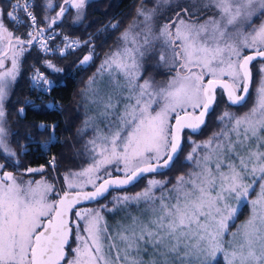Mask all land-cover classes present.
Returning <instances> with one entry per match:
<instances>
[{
  "label": "snow or ice",
  "instance_id": "6c2138e0",
  "mask_svg": "<svg viewBox=\"0 0 264 264\" xmlns=\"http://www.w3.org/2000/svg\"><path fill=\"white\" fill-rule=\"evenodd\" d=\"M42 2L48 21L47 12L56 5L53 0ZM10 4L9 21L17 26L25 23L17 14L22 11L30 30L27 40L10 31L0 9L4 49L0 69L11 58V67L0 71V156L4 158L0 163V264H145L142 253L148 248L152 249L148 264H218L221 256L223 264H264V20L246 31L254 18L264 16V0H188L183 4L156 0L150 9L141 3L132 23L117 38L118 45L105 53L79 93L85 117L76 134L83 138L92 133L83 145L92 163L80 172L65 174L66 190L56 200L49 199L50 194L59 195L53 184L43 179L23 182L6 170L9 162L19 165L20 161L8 140L5 101L20 70L23 45L43 39L72 9V24L82 22L88 0H62L43 28L37 27V16L30 10L36 7L34 0H10ZM166 6L178 11L157 31L156 17ZM212 9L215 12L205 16ZM118 26L119 21H113L97 34ZM92 40L90 36L83 42L70 41L65 35L61 55ZM158 43L157 66L175 72L166 84L144 75ZM40 46L48 50L46 42ZM245 49L252 51L244 54ZM94 56L93 45L80 65ZM257 59L261 77L252 107L239 115L225 107L216 116L217 127L202 140L192 139L208 126L217 104V87L223 88L230 105L246 102L253 79L251 65ZM45 64L62 71L51 61ZM32 80L51 84L38 69ZM24 111L20 108L19 114ZM35 127L47 131V143H51L57 125ZM26 139L32 140L31 135ZM186 143L189 150L182 165L187 169L174 181L150 176L141 191L113 198L115 205L108 211H127L133 204L137 208V214L128 213L130 223L122 224L115 236L108 234L101 214L106 205L77 211L84 227H72L76 222L69 213L81 201L96 200L110 187L138 183L147 174L163 175L179 160ZM48 164L55 170L56 157ZM108 165H115L123 178L104 179L97 185L102 170L111 176ZM25 171L42 173L44 166ZM88 184L95 190L84 191ZM246 207L248 216L230 231Z\"/></svg>",
  "mask_w": 264,
  "mask_h": 264
},
{
  "label": "trees",
  "instance_id": "16d2710c",
  "mask_svg": "<svg viewBox=\"0 0 264 264\" xmlns=\"http://www.w3.org/2000/svg\"><path fill=\"white\" fill-rule=\"evenodd\" d=\"M53 2L56 6L54 9L48 10L47 15L49 20L45 21L42 0H34L36 7L30 10L34 11L37 16L38 28L45 27L51 18L55 16L56 12L59 11L58 5L62 0H53ZM140 2L141 0H88L84 19L82 22L76 24H72V17L75 12L73 9L70 10L62 21L57 22L56 25H53L52 28L47 30L53 32V44L62 46L65 42V35L69 39H78L81 42L88 40L90 36L93 37V40L90 44L81 43L79 47L67 49L64 55H61L60 51H53L49 54L42 55L34 43L31 46L28 45L25 47L26 51L20 58V70L17 79L12 84L10 95L5 101V127L11 133L8 140L10 147L18 153V159L20 161L19 165L9 162L6 168L7 171H12L14 174H19V176H25L22 178L31 181L39 176L47 177L49 182L55 186L56 192L58 193L65 189L64 177L66 173L79 172L90 163L92 160L91 156L84 150L83 145L92 133L88 132L83 138H78L76 134V129L81 125L85 117V111L79 93L85 87V82L88 78L96 72L105 53L118 45L117 38L134 16ZM10 8V0H0V9H3L4 22L9 30L27 40L29 38L28 31L30 30L28 27L29 21L22 11H18L17 14L25 23L17 26L9 21L7 12ZM259 19L260 16L254 18L253 25ZM113 21H119V26L116 29L109 27L105 32L97 34L98 29ZM93 45L95 47L94 59L86 65H80V60L84 55L88 54L89 48L93 47ZM160 50V43H158L156 54L150 56L146 63V74L152 75L156 82L165 81L170 74H175L174 71L169 72L165 66H157ZM244 52L247 53L249 51L245 50ZM45 61H51L57 68L62 69V71L57 72L48 68ZM258 62L260 60L254 61L251 65L253 79L246 102L239 106H229L224 102L220 91L217 90V104L215 111L208 117V126L202 133L193 135L192 139L202 140L213 128L217 127L216 116L225 107H228L231 111L240 112L250 104L252 87L257 81L259 73L256 66ZM37 69L51 81L48 90L39 94L35 93L34 89L30 86L31 75ZM154 72L157 73L155 77L153 76ZM48 104H51V106ZM20 108L25 109L22 115L19 114ZM39 123L50 126L52 124L57 125L48 148V155L51 154L52 157H56L55 170L46 162L48 155H35L29 153L26 149L21 151L23 145L27 146L31 141L39 139L40 137L46 138L48 132L45 130H37L35 127ZM29 134L33 140L26 139ZM185 139L187 140V135ZM188 148L189 145L186 143L183 153H181L179 160L176 161L170 171H164L163 175L149 174L140 179L138 183H134L127 188L110 190L103 198L74 208L71 212L70 220L73 219L75 210L80 207H96L100 204L108 205L110 204L109 200L111 197L141 189L146 183L145 178L147 176H155L161 179L168 178L174 181L175 176L180 171L187 169V165H182V161ZM3 162L4 158L0 156V163ZM40 163L44 164V171L42 173H21V170L26 165ZM115 167V165L106 166L107 172L111 173V175L118 174L115 171ZM106 176L108 175L101 176V179ZM55 196L57 195L55 194ZM241 217L242 214L238 219ZM218 264H222L220 260Z\"/></svg>",
  "mask_w": 264,
  "mask_h": 264
},
{
  "label": "rangeland",
  "instance_id": "374dc122",
  "mask_svg": "<svg viewBox=\"0 0 264 264\" xmlns=\"http://www.w3.org/2000/svg\"><path fill=\"white\" fill-rule=\"evenodd\" d=\"M187 2H188V0H180V3H182V4H183V3H187ZM21 3H23V1H22ZM141 3H143V5H144V7H145L146 9H150V8H152V7L155 6V4H156V0H141L139 6L141 5ZM139 6H138V7H139ZM176 11H178V9H176L174 6L161 7V10H160L159 14H158L157 17H156L157 31H158L160 25H162L164 22H166L168 19H170L171 17H173V16L175 15V12H176ZM74 12H75V10H74ZM214 12H215V9H212V10H206V11H205V16H206V15H211V14H213ZM135 16H136V12H135L134 16L131 18V20L129 21V23H128L127 25H129L130 23H132L133 18H134ZM202 18H203V17H202ZM141 19H142V18H141ZM262 20H264V16H260L259 21H258L255 25H253V23H254V22H253L251 26H249V27L246 28V31H250L252 26H258ZM127 25H126V26H127ZM69 40L71 41L72 39H69ZM64 45H65V42H64V44H62L61 49L64 48ZM113 49H114V48H113ZM3 50H4L3 47L0 46V51H3ZM245 50L252 51L251 49H245ZM245 50H244V51H245ZM59 51H60V50H59ZM244 54H245V52H244ZM82 58H83V57H82ZM103 58H104V57H103ZM260 63H261V61L258 62V64H256V66H257V70H258V71H259V69H260ZM99 64H100V63H99ZM10 67H11V58H10V56H9V59L5 60V62H4V69H0V71L6 70L7 68H10ZM156 74H157V73L154 72V75H153V76L155 77ZM144 75H145L146 77L148 76V75L146 74V71H145ZM173 75H175V74H170V76H169L165 81H160V82H157V83H159V84H166V83L168 82V80L171 78V76H173ZM260 77H261V74H260V71H259L257 81L255 82L254 86L252 87V96H251L250 104H249L248 106H246V107H245L243 110H241L240 112H236V111H234V112H236L238 115H239V114H242V113H244V112H246V111H248V110L252 107V105H253V103H254V100H255V97H256V89H257V86H258V84H259ZM208 78H211V77H206V79H208ZM224 79H227V77H225ZM42 84H43V83H42ZM44 86H45V87H48L49 85H44V84H43V87H44ZM48 105L51 106V104H48ZM82 105H83V108H84V111H85L84 104H82ZM157 110H158V107H157ZM39 124H40V123H39ZM39 124H38V125H39ZM49 126H50V125H49ZM48 137H49V133H47L46 138L48 139ZM39 139H42V137H40ZM32 140H33V139H32ZM21 148H23V150H25V149H26V146L23 145ZM188 150H189V148H188ZM188 150L186 151V153L188 152ZM186 153H185V154H186ZM51 159H52V156L49 158V161H50ZM91 163H92V160H91L90 163H89L88 165H86L84 168H87ZM40 167H41V166H40ZM40 167H35V168H40ZM84 168H83V169H84ZM83 169H82V170H83ZM82 170H81V171H82ZM115 171H116L118 174L123 175V172H118V171L116 170V167H115ZM21 172H22V170H21ZM79 172H80V171H79ZM99 175H100V176L105 175L104 170H102L101 173H99ZM148 178H150V176H147V177L145 178V180H146L145 185L147 184V180H148ZM155 178L158 179V180H163V179H161V178H159V177H155ZM35 179H37V180H34V181H38V180H42V179H43V180H46V178L43 177V176H42V177L39 176L38 178H35ZM22 181H23V182H28V181H26L25 179H23ZM29 181H31V180H29ZM46 181L49 182L48 180H46ZM97 181H98V180H97ZM49 183H50V182H49ZM145 185H144V186H145ZM144 186H143L141 189H143ZM64 187H65L64 190H66V184H65V181H64ZM91 187H92V185H90V184L85 185V187H84L83 190L89 189V188H91ZM141 189H139V190H137V191H134V192H131V193H122V194L116 195L115 197H122V196H124V195H130V196H131V195H134L135 193L141 191ZM73 190H78V189H73ZM258 190H259V189H258V186H257V191H258ZM251 195H252V198H255V196H256V192H255V191L252 192ZM55 198H56L55 194H50V195H49V199H50V200H55ZM113 198H114V197H111V198H110V200H109L110 204L106 205V208L102 209L101 214L104 216V222H105L106 225H107V228H108V234H110V235H112V236H115L116 233L119 231L120 226H121L122 224H128V223H130V217L128 216V213L131 212L133 215L137 214V208H136V206L133 204V205H131V206L129 207V209H128L127 211H125V210H121V209H117V210H115V211H108L107 209H111V208H113L114 205H115V201H114ZM104 205H105V204H100V205H98V206H96V207H89V206L87 207V206H84V207H80V208H78L77 210H75L72 221H75L76 223L73 224V228L75 229V228L77 227V225H79V227H80L81 230H82L83 227H84V221L79 220V218L76 216V212H77V211L83 212V211L86 210V209H99V208H101V206H104ZM241 214H242V217H241L240 219H237L236 223L232 225V228L230 229V231H234L235 228H236V225H238V224L241 223L244 219H246V217L248 216V208H247V207L244 208V210H243V212H242ZM81 234H82V235H86V233H83V232H81ZM225 239L227 240V239H229V237H226ZM105 243H106V244L109 243V241L107 240V238H105ZM116 243H117L118 245H120L121 247L123 246V245L121 244V242H120L118 239H117ZM76 244H77V242H76V239H75V235L73 234V238H72V240H71V247H73V248L76 247ZM69 255L71 256L70 249H69ZM112 255L115 256V252H113ZM133 255H135V253H133ZM142 258H143V260L145 261V264H148V261L152 258V249H151V248H148V250H147L146 252H143V253H142ZM220 261H221V263L223 264V258H222V256H221V258H220Z\"/></svg>",
  "mask_w": 264,
  "mask_h": 264
},
{
  "label": "built area",
  "instance_id": "2783aa9c",
  "mask_svg": "<svg viewBox=\"0 0 264 264\" xmlns=\"http://www.w3.org/2000/svg\"><path fill=\"white\" fill-rule=\"evenodd\" d=\"M23 0H21L22 2ZM30 23V22H29ZM49 36H53V32L51 31H47L44 33V36H43V39H41L40 37L37 38L36 41H34L33 43L38 47L40 53L42 55H46V54H49L51 52H55V51H59L61 50V46L58 45V44H53V39H48ZM46 42L47 43V46H48V50H44L43 48H41V43H44ZM36 73V70L32 73L31 75V80H30V86L34 89V92L35 93H43V92H46L48 90V87H43V84L42 82L40 84H36L34 83V81L32 80V77L35 75ZM48 139L47 138H42V139H36L33 141H31L27 146H26V150L29 152V153H33L35 155H43V156H46L48 155V148H49V143H47ZM52 155H48L47 159H46V162L49 161V158L51 157ZM42 165V163L40 164H28L26 165L23 169H22V172H26L25 170L29 167H32V168H35V167H40Z\"/></svg>",
  "mask_w": 264,
  "mask_h": 264
},
{
  "label": "water",
  "instance_id": "95a60500",
  "mask_svg": "<svg viewBox=\"0 0 264 264\" xmlns=\"http://www.w3.org/2000/svg\"><path fill=\"white\" fill-rule=\"evenodd\" d=\"M250 53H251V51H249V52H247V53H245V54H250ZM257 60H260V59H257ZM208 79H210V78H208ZM206 80H207V79H206ZM250 85H251V84H250ZM217 90L220 91V93H221V95H222V98H223L224 102H225L227 105H229V106H239V105H230V104H229L228 99H227V94L224 92L223 88L217 87L216 91H217ZM173 123H174V121H173ZM147 175H149V174H147ZM115 178H123V175H121V174H116V175L106 176V177L100 179V180L97 182V185H99L100 183H102L104 179H115ZM131 185H133V184H131ZM131 185H126V186H123V187H110L109 190H108V191H107L102 197H98L96 200H85V201H81V202H80L79 204H77L74 208H76V207H78V206H81V205H84V204H88V203L95 202V201H97V200L103 198V197H104V196H105L110 190L123 189V188H127V187H129V186H131ZM94 190H95V188L92 186L91 188L86 189V190H84V191L91 192V191H94ZM72 191H73V193H75V191H78V190H72ZM63 192H64V190H63V191H60V192L58 193L59 195H57L56 199H58L59 196H62V195H63ZM56 199H55V200H56ZM74 208H73V209H74ZM71 212H72V211H71ZM71 212L69 213V218H70Z\"/></svg>",
  "mask_w": 264,
  "mask_h": 264
},
{
  "label": "flooded vegetation",
  "instance_id": "af4514ba",
  "mask_svg": "<svg viewBox=\"0 0 264 264\" xmlns=\"http://www.w3.org/2000/svg\"><path fill=\"white\" fill-rule=\"evenodd\" d=\"M73 10H74V9H73ZM174 16H175V15H174ZM174 16H173V17H174ZM171 18H172V17H171ZM171 18H170V19H171ZM168 20H169V19H168ZM27 46H28L27 44L23 45L24 48L27 47ZM42 165H44V164H42ZM21 173H23V174H28L27 172H25V173H24V172H21ZM15 175H16L17 177H19L21 180L25 179L26 181H29V180H27L26 178H22V177H25V176H19V174H15ZM40 177H42V176H40ZM43 177H44V176H43ZM37 178H38V177H37ZM45 178H46V180H48L47 177H45ZM34 180H37V179H34ZM34 180H33V181H34ZM48 181H49V180H48ZM58 193H59V192H58ZM56 197H57V196H56ZM55 199H56V198H55Z\"/></svg>",
  "mask_w": 264,
  "mask_h": 264
}]
</instances>
